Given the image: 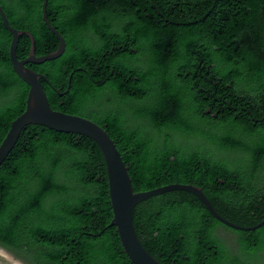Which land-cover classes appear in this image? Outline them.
I'll use <instances>...</instances> for the list:
<instances>
[{
	"label": "trees",
	"instance_id": "trees-1",
	"mask_svg": "<svg viewBox=\"0 0 264 264\" xmlns=\"http://www.w3.org/2000/svg\"><path fill=\"white\" fill-rule=\"evenodd\" d=\"M41 3L0 0L10 24L32 33L37 55L58 44ZM46 13L65 49L26 65L48 78L39 81L52 108L107 130L134 190L193 183L235 223L264 217V171L255 177L264 163V0H47ZM0 28L1 141L28 84L12 69L1 19ZM30 44L19 35V58ZM111 217L98 143L25 124L0 164V245L36 264H133ZM132 222L163 264H202L212 242L227 253L211 233L219 220L185 189L138 201ZM263 230L239 249L258 254Z\"/></svg>",
	"mask_w": 264,
	"mask_h": 264
},
{
	"label": "water",
	"instance_id": "water-1",
	"mask_svg": "<svg viewBox=\"0 0 264 264\" xmlns=\"http://www.w3.org/2000/svg\"><path fill=\"white\" fill-rule=\"evenodd\" d=\"M46 4L47 0H42V19L47 28L58 39V44L54 50L40 55L34 52V37L32 33L26 29L12 26L0 4L2 23L11 35L8 55L12 69L28 84L24 108L10 121L7 131L0 141V164L12 149L21 128L27 123H38L57 131L74 132L93 138L98 143L106 164L108 191L112 209V217L108 225L116 227L124 252L133 264H163L149 253L141 243L132 222V208L138 201L164 191L185 189L194 193L213 217L232 228L252 230L262 225L264 217L250 225L238 224L225 218L213 207L202 188L193 183L169 182L149 189L134 190L127 165L107 130L86 116L65 112L50 106L46 92L39 81V78L46 81H48V78L43 73L26 65L27 62L40 63L47 59L56 58L65 49L64 36L50 23L46 13ZM22 33H26L30 37L31 44L28 54L19 58L16 53V47L19 35Z\"/></svg>",
	"mask_w": 264,
	"mask_h": 264
},
{
	"label": "flooded vegetation",
	"instance_id": "flooded-vegetation-1",
	"mask_svg": "<svg viewBox=\"0 0 264 264\" xmlns=\"http://www.w3.org/2000/svg\"><path fill=\"white\" fill-rule=\"evenodd\" d=\"M0 19H1V16H0ZM1 22H2V19H1ZM0 31H1V28H0ZM65 91H67V90H65ZM60 94H62V92H60ZM221 182H222V180H221ZM262 225H260L259 227H261ZM255 229H252V230L235 229V228L227 226L226 224L219 221V223L212 228L211 233H212L213 237L215 238V240H218L219 243L227 250V253L222 254L221 252H219L218 244L216 242H212L210 244H207L206 247H204V250L207 252L204 255V260L205 261L206 260H208V261L209 260H215L216 263H218V264H242L245 262L249 263V264H259V260H260L259 255H260L262 248H264V230L261 233V239L263 240V244H262L261 249L259 250L258 254H256V255L246 254L239 249L240 248V240H245V241L251 240L253 243H255L256 240H258V235L253 233V231ZM226 240H236L237 250H232L231 248H229ZM2 249L7 250L3 247H2ZM233 255H237L241 262L235 261L233 258ZM66 257L67 256L64 255V258H66ZM15 260H17L21 264H24L18 258H15ZM205 261L202 262V264H206Z\"/></svg>",
	"mask_w": 264,
	"mask_h": 264
},
{
	"label": "rangeland",
	"instance_id": "rangeland-1",
	"mask_svg": "<svg viewBox=\"0 0 264 264\" xmlns=\"http://www.w3.org/2000/svg\"><path fill=\"white\" fill-rule=\"evenodd\" d=\"M90 36H92L90 33H89ZM177 138L179 139V137L177 136ZM242 160V163H243V169L246 171V172H250V164H249V158L247 155L245 154H238ZM264 163H261V165L259 166V171L257 173V176L256 179H258L260 173H262L264 170ZM257 170V171H258ZM264 173V172H263ZM255 175V174H254ZM229 248H231L232 250H237V244H236V240H226ZM5 248L7 250L9 255H13L15 258H18L20 261H22L24 264H36V263H33L32 261H30V258L29 257H26L25 255H23L22 253H19V252H16L14 250H11V249H8L7 247H4L2 245H0V248ZM11 255L12 258H14L13 256ZM260 260H259V264H264V248H262L261 252H260ZM14 258V259H15ZM12 259L9 258L6 254H3L1 251H0V264H12Z\"/></svg>",
	"mask_w": 264,
	"mask_h": 264
},
{
	"label": "bare ground",
	"instance_id": "bare-ground-1",
	"mask_svg": "<svg viewBox=\"0 0 264 264\" xmlns=\"http://www.w3.org/2000/svg\"><path fill=\"white\" fill-rule=\"evenodd\" d=\"M0 251L3 253V254H6L9 258L12 259V264H21L20 262H18L17 260H15L14 258L11 257V255H9V253L7 251H5L4 249H0Z\"/></svg>",
	"mask_w": 264,
	"mask_h": 264
}]
</instances>
